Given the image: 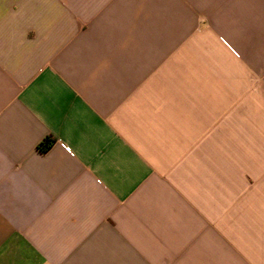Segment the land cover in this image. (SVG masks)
Instances as JSON below:
<instances>
[{
  "label": "crops",
  "instance_id": "1",
  "mask_svg": "<svg viewBox=\"0 0 264 264\" xmlns=\"http://www.w3.org/2000/svg\"><path fill=\"white\" fill-rule=\"evenodd\" d=\"M0 264H264V0H0Z\"/></svg>",
  "mask_w": 264,
  "mask_h": 264
},
{
  "label": "trees",
  "instance_id": "2",
  "mask_svg": "<svg viewBox=\"0 0 264 264\" xmlns=\"http://www.w3.org/2000/svg\"><path fill=\"white\" fill-rule=\"evenodd\" d=\"M53 145V141L51 139H46L45 144L42 146L44 150L51 148Z\"/></svg>",
  "mask_w": 264,
  "mask_h": 264
}]
</instances>
